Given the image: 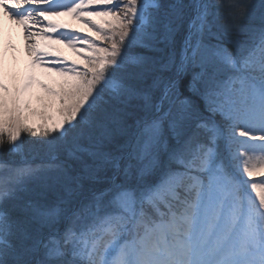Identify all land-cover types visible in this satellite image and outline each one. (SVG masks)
Masks as SVG:
<instances>
[{
    "label": "snow or ice",
    "instance_id": "obj_1",
    "mask_svg": "<svg viewBox=\"0 0 264 264\" xmlns=\"http://www.w3.org/2000/svg\"><path fill=\"white\" fill-rule=\"evenodd\" d=\"M0 264H264V0H0Z\"/></svg>",
    "mask_w": 264,
    "mask_h": 264
},
{
    "label": "rangeland",
    "instance_id": "obj_2",
    "mask_svg": "<svg viewBox=\"0 0 264 264\" xmlns=\"http://www.w3.org/2000/svg\"><path fill=\"white\" fill-rule=\"evenodd\" d=\"M62 23H66L71 25L74 28H80L84 31H87L84 25L80 24L78 21L73 20L71 17H60L58 18ZM11 39L13 43L16 44L18 51L16 52L17 61L15 63L16 70L19 72H22L25 68L29 56L28 53L24 50V39L22 35L21 29L18 27H15L11 25L9 21L5 18L4 20V34H3V44L6 47L7 41ZM51 48L53 50H59L61 53H63L65 56L69 57V59H76L78 60L79 57H76L75 54L72 52L71 49L67 48L64 44L58 43V44H52ZM12 55L13 53L11 50H7V54L5 56V66L8 67L13 63L12 61ZM37 78L40 81H43L44 83H56L60 81V77H57L54 73H48L43 69H37ZM34 92L36 96L44 95L43 90L40 89L38 86L34 89ZM35 101H34V107H37Z\"/></svg>",
    "mask_w": 264,
    "mask_h": 264
},
{
    "label": "bare ground",
    "instance_id": "obj_3",
    "mask_svg": "<svg viewBox=\"0 0 264 264\" xmlns=\"http://www.w3.org/2000/svg\"><path fill=\"white\" fill-rule=\"evenodd\" d=\"M22 31V30H21Z\"/></svg>",
    "mask_w": 264,
    "mask_h": 264
}]
</instances>
